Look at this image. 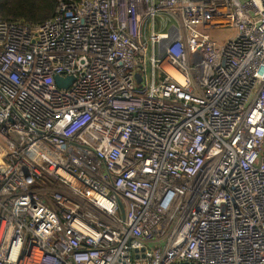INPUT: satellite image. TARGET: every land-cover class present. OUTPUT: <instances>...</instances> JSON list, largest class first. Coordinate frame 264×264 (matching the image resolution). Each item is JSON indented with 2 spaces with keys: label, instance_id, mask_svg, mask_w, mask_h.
Segmentation results:
<instances>
[{
  "label": "built area",
  "instance_id": "1",
  "mask_svg": "<svg viewBox=\"0 0 264 264\" xmlns=\"http://www.w3.org/2000/svg\"><path fill=\"white\" fill-rule=\"evenodd\" d=\"M0 157V264H264V0L0 20Z\"/></svg>",
  "mask_w": 264,
  "mask_h": 264
},
{
  "label": "trees",
  "instance_id": "2",
  "mask_svg": "<svg viewBox=\"0 0 264 264\" xmlns=\"http://www.w3.org/2000/svg\"><path fill=\"white\" fill-rule=\"evenodd\" d=\"M56 3L57 0H0V20L37 26L53 15Z\"/></svg>",
  "mask_w": 264,
  "mask_h": 264
},
{
  "label": "rangeland",
  "instance_id": "3",
  "mask_svg": "<svg viewBox=\"0 0 264 264\" xmlns=\"http://www.w3.org/2000/svg\"><path fill=\"white\" fill-rule=\"evenodd\" d=\"M210 34L212 35L213 38H215L218 42H222L224 39L226 38H230L232 36H234L235 34V30L229 28H225V29H218V30H212L210 31ZM141 73L140 71H136L135 72V77L137 81L141 80ZM3 146L4 144L1 143Z\"/></svg>",
  "mask_w": 264,
  "mask_h": 264
},
{
  "label": "water",
  "instance_id": "4",
  "mask_svg": "<svg viewBox=\"0 0 264 264\" xmlns=\"http://www.w3.org/2000/svg\"><path fill=\"white\" fill-rule=\"evenodd\" d=\"M71 80H72V78H70V77H66V78L56 77L55 78V81L59 87H61V86L67 87V85L70 83ZM117 203L119 206L121 216L123 217L124 216V204L120 198L117 199ZM179 264H188V262H181Z\"/></svg>",
  "mask_w": 264,
  "mask_h": 264
},
{
  "label": "bare ground",
  "instance_id": "5",
  "mask_svg": "<svg viewBox=\"0 0 264 264\" xmlns=\"http://www.w3.org/2000/svg\"><path fill=\"white\" fill-rule=\"evenodd\" d=\"M171 73H173L171 70H169ZM177 78H179L180 75H178L177 73L175 74Z\"/></svg>",
  "mask_w": 264,
  "mask_h": 264
}]
</instances>
